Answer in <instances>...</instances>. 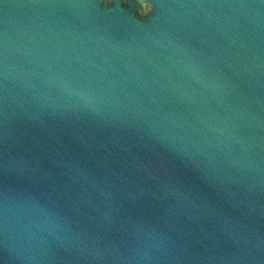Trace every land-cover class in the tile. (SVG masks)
<instances>
[{
    "label": "water",
    "instance_id": "1",
    "mask_svg": "<svg viewBox=\"0 0 264 264\" xmlns=\"http://www.w3.org/2000/svg\"><path fill=\"white\" fill-rule=\"evenodd\" d=\"M0 264H264V0H0Z\"/></svg>",
    "mask_w": 264,
    "mask_h": 264
}]
</instances>
